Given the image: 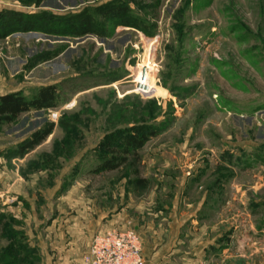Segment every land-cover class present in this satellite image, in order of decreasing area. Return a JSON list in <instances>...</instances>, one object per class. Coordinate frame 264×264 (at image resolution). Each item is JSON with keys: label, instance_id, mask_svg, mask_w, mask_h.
<instances>
[{"label": "rangeland", "instance_id": "obj_1", "mask_svg": "<svg viewBox=\"0 0 264 264\" xmlns=\"http://www.w3.org/2000/svg\"><path fill=\"white\" fill-rule=\"evenodd\" d=\"M111 1L0 0V15ZM120 1L147 31L118 25L108 37L75 38L34 30L0 40V95L32 98L51 83L61 92V106L0 124V264H85L87 244L71 257L51 249L45 228L54 217L64 227V217L85 224L120 212L156 230L175 208L195 215L189 232L202 226L218 240L202 264H264V0ZM52 122L45 142L15 153ZM146 123L159 135L139 160L93 172L108 134ZM31 199L44 248L23 229Z\"/></svg>", "mask_w": 264, "mask_h": 264}, {"label": "trees", "instance_id": "obj_2", "mask_svg": "<svg viewBox=\"0 0 264 264\" xmlns=\"http://www.w3.org/2000/svg\"><path fill=\"white\" fill-rule=\"evenodd\" d=\"M132 17L128 4L120 0L94 7H82L65 13L29 14L9 10L6 14L0 15V40L19 31L35 30L47 34L81 38L87 35L108 37L111 32L110 27L118 25L148 30L138 21L131 20ZM60 104L61 92L55 83L39 86L32 98H28L22 91L6 92L0 95V124L16 123L24 112L36 109L50 110L61 106ZM54 127L55 123L52 122L38 128L18 144L15 153L22 157L35 150L50 137ZM158 135L157 129L147 123L133 124L108 134L99 143L101 150H99L98 163L93 172L100 174L115 171L125 166L132 158L139 160L147 142ZM146 182L147 180L138 179V183L142 185Z\"/></svg>", "mask_w": 264, "mask_h": 264}, {"label": "crops", "instance_id": "obj_3", "mask_svg": "<svg viewBox=\"0 0 264 264\" xmlns=\"http://www.w3.org/2000/svg\"><path fill=\"white\" fill-rule=\"evenodd\" d=\"M20 143V142H19ZM3 159V158H2ZM9 170V169H7ZM22 184L15 182L12 186L14 199L22 197L23 192L21 189ZM11 196L13 194L11 193ZM7 204V203H5ZM19 204H22L21 202ZM35 206L33 200H30V205L24 209L27 215H24L23 229L26 230L27 234L30 236V240L33 239V243L36 245V239L40 241L38 244L41 247H45L42 233L36 231L32 224H39L40 219L35 214ZM123 210V209H122ZM168 218L167 227L164 224H157L156 230H153L154 226L144 222L142 225L138 226L134 223V219L125 221L121 213H116L112 215V219H105L102 215L98 220L85 219L86 223L79 224L77 221L78 216H72L70 218L62 217L61 223H65L64 227L61 226L59 216L50 222L46 228V237L49 238V243L53 251L56 250L57 254L69 255L71 257L72 253L81 250L83 245H89L90 239L94 234H98L105 231H111L120 227H137L140 234L145 242V252L143 256L145 258V264H202L203 261L210 258L208 252L212 249V246H217V239L207 237L205 232V227H198L194 232H189L185 225L195 217V215H185L179 214V211L175 208L172 210ZM80 217V216H79ZM147 224V225H146ZM137 225V226H136ZM147 226V227H146ZM188 226V225H187ZM189 227V226H188ZM149 232V233H148ZM160 239V241H158ZM216 240V242H215ZM150 245L147 249V246ZM66 250V251H63ZM210 250V251H209ZM216 256L215 254H213ZM54 264H77L74 260L68 258L66 261L57 259Z\"/></svg>", "mask_w": 264, "mask_h": 264}, {"label": "built area", "instance_id": "obj_4", "mask_svg": "<svg viewBox=\"0 0 264 264\" xmlns=\"http://www.w3.org/2000/svg\"><path fill=\"white\" fill-rule=\"evenodd\" d=\"M143 68L145 71L146 66ZM140 78L134 79L135 85ZM83 259L85 264H145L141 236L135 228L127 227L98 233L92 237Z\"/></svg>", "mask_w": 264, "mask_h": 264}]
</instances>
